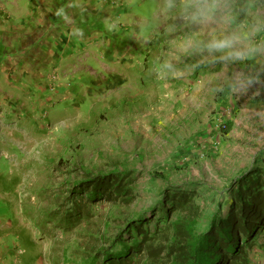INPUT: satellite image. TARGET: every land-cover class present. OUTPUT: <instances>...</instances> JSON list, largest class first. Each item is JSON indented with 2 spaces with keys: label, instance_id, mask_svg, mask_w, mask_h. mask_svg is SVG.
I'll use <instances>...</instances> for the list:
<instances>
[{
  "label": "rangeland",
  "instance_id": "rangeland-1",
  "mask_svg": "<svg viewBox=\"0 0 264 264\" xmlns=\"http://www.w3.org/2000/svg\"><path fill=\"white\" fill-rule=\"evenodd\" d=\"M51 2L65 6L63 0ZM234 2L105 0L115 11L113 20L127 21L120 28L122 34L117 28L106 29L100 16L92 24H79L87 31L98 28L110 34L113 42H133L137 31L138 38L160 45L170 76L161 74L162 70L156 73L162 76L161 84L146 85L139 105L126 109L127 117L117 125L87 116H95L96 111L89 113L91 107L82 99L84 95H77L74 83L69 90L86 112L76 111L69 99L59 110L42 112L34 125L0 114V212L6 201L14 214L13 220L0 214V256L9 244L6 235L16 229L25 230L36 241L35 250L42 254L37 264H74L75 260L65 257H73L76 247L94 245L88 231L111 234L122 219L152 203L163 185L154 173H164L171 181L204 184L208 188L201 201L205 215L214 210L216 201L226 204L225 184L240 170L261 165L258 159L264 154V6L247 9L236 21ZM73 5V11L84 17L87 12ZM208 5L214 6L210 22L199 16ZM94 18L88 15L90 23ZM236 32L247 39L235 48H208L212 38ZM112 57L111 50L102 61ZM130 96L134 94L128 93L126 99ZM18 116L33 124L28 110ZM223 123H229L227 131ZM126 164L142 172L128 205L95 204L66 233L50 221L45 224L48 231L36 228L43 221L42 210L54 209V201L63 199L66 189L84 172ZM257 249H251V257L264 264V253Z\"/></svg>",
  "mask_w": 264,
  "mask_h": 264
},
{
  "label": "trees",
  "instance_id": "trees-1",
  "mask_svg": "<svg viewBox=\"0 0 264 264\" xmlns=\"http://www.w3.org/2000/svg\"><path fill=\"white\" fill-rule=\"evenodd\" d=\"M234 1L232 17L236 21L247 9L264 6V0ZM228 125L223 123V130L227 131ZM258 160L261 165L242 169L229 179L223 189L226 204L216 201L207 215L201 204L208 193L204 184L171 181L164 173H154L163 185L150 205L122 219L111 234L88 231L94 245L89 248L87 243L82 250L76 247L73 257L65 253V258L75 260L74 264H258L251 249L257 247L264 253V154ZM141 174L128 164L84 172L66 189L63 199L54 201V209L42 210L43 221L36 228L48 231L45 224L50 221L66 233L80 224L95 204L128 205ZM3 203L6 206L0 214L13 220L11 205ZM7 237L4 257L14 256L19 264L40 263L42 254L25 230L15 229Z\"/></svg>",
  "mask_w": 264,
  "mask_h": 264
},
{
  "label": "crops",
  "instance_id": "crops-1",
  "mask_svg": "<svg viewBox=\"0 0 264 264\" xmlns=\"http://www.w3.org/2000/svg\"><path fill=\"white\" fill-rule=\"evenodd\" d=\"M63 1L65 6L61 8L51 0H0V114L34 125L40 122L42 112L59 110L69 99L76 111L84 112V105L75 102L69 90L74 83L77 95H84L82 99L90 105L89 113L96 111L95 116H87L120 124L127 117L124 111L139 105L146 85L161 84L162 76L156 73L162 70L161 74L170 76L164 64L166 58L161 59L160 45L138 38L137 31L133 42H113L110 34L98 28L87 31L79 26L81 22L92 24L100 16L106 29L117 28L122 34L120 28L127 21L119 22L121 17L113 20L115 11L105 0ZM73 4L87 12L84 17L73 11ZM90 14L95 16L91 23ZM111 50L113 57L102 61ZM128 93L134 97L126 99ZM23 109L32 113L33 124L18 116ZM6 251L7 245L0 264H16V257H4Z\"/></svg>",
  "mask_w": 264,
  "mask_h": 264
},
{
  "label": "clouds",
  "instance_id": "clouds-1",
  "mask_svg": "<svg viewBox=\"0 0 264 264\" xmlns=\"http://www.w3.org/2000/svg\"><path fill=\"white\" fill-rule=\"evenodd\" d=\"M213 8H214L213 5H208L206 9L202 10L199 13V16L204 20L210 22L213 18ZM246 39H247L246 35L236 32L230 35L214 37L208 42L207 46L209 49L218 50V51L225 49H232L235 48L236 45L245 41ZM236 54L240 55L241 53L237 52Z\"/></svg>",
  "mask_w": 264,
  "mask_h": 264
}]
</instances>
